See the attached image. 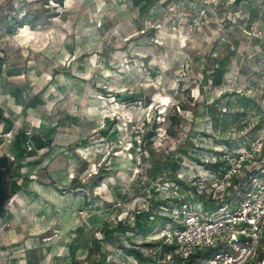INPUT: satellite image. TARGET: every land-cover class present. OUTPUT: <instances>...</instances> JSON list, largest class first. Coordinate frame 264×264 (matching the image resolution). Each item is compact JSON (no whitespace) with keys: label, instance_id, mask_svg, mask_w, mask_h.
I'll list each match as a JSON object with an SVG mask.
<instances>
[{"label":"rangeland","instance_id":"374dc122","mask_svg":"<svg viewBox=\"0 0 264 264\" xmlns=\"http://www.w3.org/2000/svg\"><path fill=\"white\" fill-rule=\"evenodd\" d=\"M24 16L46 24L11 33ZM263 77L264 0H154L143 13L133 0H0V108L13 125L0 120V157L16 182L0 217V264H140L133 246L163 262L177 209L161 211L173 224L150 219L105 241L104 232L133 227L155 193L199 205L198 189L148 174L153 161L192 139L189 153L209 162L220 142L258 135ZM22 130L53 144L18 160ZM183 167L195 190L211 174Z\"/></svg>","mask_w":264,"mask_h":264},{"label":"built area","instance_id":"2783aa9c","mask_svg":"<svg viewBox=\"0 0 264 264\" xmlns=\"http://www.w3.org/2000/svg\"><path fill=\"white\" fill-rule=\"evenodd\" d=\"M262 117L260 133L247 143L217 145L223 164L218 172L208 170L210 176L196 183L199 205L174 193L173 198L182 201L175 211L180 223L168 237L175 249L164 263L174 256L188 259L214 250L202 264H264V258L259 259L264 250V109ZM27 147L33 150L30 143ZM209 162L215 163L217 158ZM245 170L250 175L232 191L235 178Z\"/></svg>","mask_w":264,"mask_h":264},{"label":"trees","instance_id":"16d2710c","mask_svg":"<svg viewBox=\"0 0 264 264\" xmlns=\"http://www.w3.org/2000/svg\"><path fill=\"white\" fill-rule=\"evenodd\" d=\"M134 4L136 7H138L140 9V12H144L146 9H149L152 5L154 0H133ZM240 1V0H237ZM38 24H46V19H42V18H30L28 16H24L22 20L17 19L16 17H14L11 22L8 23V29L10 30V32H15V28L18 27H22L25 25H29L30 27L35 28ZM250 102H256L257 100L250 98ZM180 109L185 110L186 108L180 104L179 106ZM0 120L4 121L5 123H7L9 126V128H7V130H10L12 128L13 125L10 124V120H8L5 117V113L3 112V110L0 108ZM150 125V124H149ZM259 126V125H258ZM262 126V122L261 125L259 126V128H261ZM254 129V128H253ZM257 129V128H256ZM52 139L50 138L49 134L45 135H31L29 132H27V130H22L20 131L16 138L15 141L12 142V146L18 150V156H16V158L18 160H22L25 159L24 154H28L29 153H38L39 151L45 149L46 147H48L50 144H53ZM28 143H30L33 146V150L32 151H28ZM223 143L228 144V145H232L234 143H231L230 141H223ZM195 142H193V140H189L186 142L185 147L186 148H181L179 150H176L175 152L165 156L162 160L160 161H153V165L150 168V171L148 174H152L154 171H156V175H164L166 176L167 181L166 182H162V185L168 183L171 186H173V189H176L178 191H191L193 193H197V188L195 190V188H191L190 185H188L185 180H182L179 177L180 172H182L183 170V163L185 160H189L195 164H198L199 166H204L206 167L207 170L211 171V172H218L219 171V167L223 164V162L221 161V155L222 153L220 152H216L215 156H213L214 158H217V162L213 163V162H207L204 161L203 159L199 158L198 156H195L191 153H189L188 151V147H193L195 149ZM22 158V159H21ZM15 159V160H17ZM13 165L14 163L11 162V167L13 169ZM250 175V171L245 170L242 175H240L238 178H235L233 184H232V191L236 189V187H238L240 184L244 183V181L248 178V176ZM158 178V177H157ZM156 177H154V179L157 180ZM12 186H11V194L12 196L15 195V186H16V182L13 180L12 181ZM155 196L156 193L154 194ZM155 196H152L149 198V202H148V210L146 213L143 214H138V216H135V224L133 227L127 225V224H118L117 228H115L112 231H105L104 235L106 238L108 239L113 233L117 232H126V233H133L136 231L137 228H139L140 226L142 227L146 221L149 222L152 220V222H160V225H167V224H173L174 222V218L172 217V214H170V217H166L163 216L161 213V211H169L170 213H173L174 210L178 209L181 205H182V201H179L178 199H176L175 197L173 198L168 197L165 198L164 200L162 199H157ZM208 209L207 204H205V208L204 210L206 211ZM151 219V220H150ZM177 227L179 225H176ZM81 233V232H80ZM103 241V240H102ZM159 245V244H158ZM156 245V246H158ZM137 246H133V248H130L127 250L128 256L134 258L135 260H137L138 263L140 264H202L204 263V261L208 260L213 251L214 250H205L204 252H200L188 259H181L178 258L176 256L173 257V260H171V262H165L163 260H165V258L167 257L168 254L172 253L175 249V245H171L165 242V244H163V246H161L162 248H164L165 252H163V256L162 257V261H156V259H154L153 257L144 254L140 249L136 248ZM93 253V249H90L89 251V255H91ZM73 261H75L74 257H72ZM106 256H103L100 260V263H102L105 260ZM264 258V255H261V260ZM96 264V263H94Z\"/></svg>","mask_w":264,"mask_h":264},{"label":"water","instance_id":"95a60500","mask_svg":"<svg viewBox=\"0 0 264 264\" xmlns=\"http://www.w3.org/2000/svg\"><path fill=\"white\" fill-rule=\"evenodd\" d=\"M11 160L8 156L0 157V217L3 216L7 202L12 198L10 180L12 177Z\"/></svg>","mask_w":264,"mask_h":264},{"label":"crops","instance_id":"0c3cea01","mask_svg":"<svg viewBox=\"0 0 264 264\" xmlns=\"http://www.w3.org/2000/svg\"><path fill=\"white\" fill-rule=\"evenodd\" d=\"M264 78V77H263ZM262 81V80H261ZM261 81H259V83H261L262 84V87H264V79H263V81L261 82ZM252 89L253 90H255V91H257L258 89H259V86H257V85H253V87H252ZM257 99V98H256ZM258 99H257V101H256V104H257V107L258 108H260V102L258 103ZM262 111H263V109H262ZM263 118V117H262ZM262 118H260L261 119V121H262Z\"/></svg>","mask_w":264,"mask_h":264},{"label":"flooded vegetation","instance_id":"af4514ba","mask_svg":"<svg viewBox=\"0 0 264 264\" xmlns=\"http://www.w3.org/2000/svg\"><path fill=\"white\" fill-rule=\"evenodd\" d=\"M9 180H10V190H11V186H12V177L11 178H9Z\"/></svg>","mask_w":264,"mask_h":264}]
</instances>
